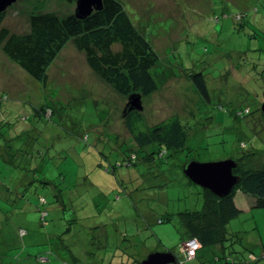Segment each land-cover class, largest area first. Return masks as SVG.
<instances>
[{
  "label": "rangeland",
  "instance_id": "rangeland-1",
  "mask_svg": "<svg viewBox=\"0 0 264 264\" xmlns=\"http://www.w3.org/2000/svg\"><path fill=\"white\" fill-rule=\"evenodd\" d=\"M42 1L43 12L76 9L65 0H17L2 11L3 26L28 33ZM119 1L159 54L152 68L158 89L142 95L139 128L177 115L189 130L187 146L164 156L159 143L138 147L125 122L130 95L100 77L72 39L45 84L0 45V264H140L167 249L185 257L174 222L159 220L203 206L202 187L189 181L183 163L254 151L251 163L264 164V0ZM197 72L206 76L210 101L192 81ZM56 91L55 112L44 114ZM19 227L28 230L24 238ZM228 227L225 253L205 246L180 263L264 253V209ZM40 254L49 260L40 263Z\"/></svg>",
  "mask_w": 264,
  "mask_h": 264
},
{
  "label": "trees",
  "instance_id": "trees-1",
  "mask_svg": "<svg viewBox=\"0 0 264 264\" xmlns=\"http://www.w3.org/2000/svg\"><path fill=\"white\" fill-rule=\"evenodd\" d=\"M65 1L76 2L77 0ZM45 8L42 1L34 9L35 12H32L30 17V31L24 34L11 32L8 27L3 26L5 15L4 12L0 13V45L4 52L33 78L44 84L47 83L50 64L63 46L72 39L77 49L85 53L89 66L122 96L133 93L150 95L158 89L152 68L159 60V54L151 42L136 28L119 0H103V7L100 10H94L85 18H79L75 12L67 15L43 12ZM191 78L200 95L210 101L205 74L192 73ZM56 93L57 91L53 92L54 100L47 103L44 114L53 110L55 112L54 106L59 102L58 93ZM143 120L144 117L138 110L131 111L125 116L126 125L132 132L138 147L159 143L161 156L168 152L175 154L184 151L189 139V130L179 116L173 115L168 120L149 126L147 130L139 128ZM241 145L247 147L244 141ZM250 152L252 151L235 158L238 165L233 172L239 175V183L235 185L231 193L220 197L210 189L202 188L201 209L184 210L176 215L167 213L159 218L160 222H174L181 235L179 246L182 241L190 238H196L199 241L200 247L195 257L186 259L184 262L194 260L198 256L199 249L205 246H218L224 253L226 252L225 240L230 239L228 224L241 213V209L234 200L237 190H242L253 197L254 208L264 209V164L251 163ZM189 160L195 159L188 158L183 163V168ZM189 181L194 183L190 179ZM42 197H40L41 202H46V197ZM44 211L43 216L46 213L45 217H47L48 211ZM41 220L44 222L42 218ZM27 234L26 228H18V237L24 238ZM233 235L236 234L233 233ZM6 240L11 247V242L7 238ZM14 245H19V241ZM25 245L27 243L22 242V246ZM252 253L254 252H251L246 259L238 257V262L234 259V262H231L230 257L226 256L221 264H263L261 260L264 256L257 257ZM44 257L47 260H42ZM106 257L109 258L108 255ZM178 257L184 258L182 255ZM37 260L40 263L46 262L49 257L40 254L37 255ZM136 261L134 259V262Z\"/></svg>",
  "mask_w": 264,
  "mask_h": 264
},
{
  "label": "water",
  "instance_id": "water-1",
  "mask_svg": "<svg viewBox=\"0 0 264 264\" xmlns=\"http://www.w3.org/2000/svg\"><path fill=\"white\" fill-rule=\"evenodd\" d=\"M17 0H0V13L9 5ZM103 7V0H77L75 13L79 18H85L94 10ZM129 102L125 108L124 115L127 116L131 111L142 110V95L133 93L130 95ZM264 112V103L262 105ZM238 165L234 158L223 160L200 162L189 160L185 163L183 171L197 185L208 188L220 197L226 196L239 183V175L233 172ZM140 264H181L179 257L173 251H154Z\"/></svg>",
  "mask_w": 264,
  "mask_h": 264
},
{
  "label": "crops",
  "instance_id": "crops-1",
  "mask_svg": "<svg viewBox=\"0 0 264 264\" xmlns=\"http://www.w3.org/2000/svg\"><path fill=\"white\" fill-rule=\"evenodd\" d=\"M253 152L254 151H252V152L249 153V159L251 158L250 160L256 161L253 158L254 157L253 156ZM253 164L254 165H263V163H261L260 161H257V163H254L253 162ZM234 200H235V203L238 206V208L241 209V213H240V215L238 217H240L243 214H251V213H253V211H254L255 208L253 207V197L250 194H247V193L243 192L242 190H237L236 191V194H235V197H234ZM231 221H230V223H231ZM255 223H256V221H255ZM234 231L235 230H233V232ZM260 243H261V245L264 248V244H263L264 242L262 241L261 238H260ZM252 254H255V253H252ZM256 256L257 257H261V256L263 257L264 256V253L261 254V255H256Z\"/></svg>",
  "mask_w": 264,
  "mask_h": 264
},
{
  "label": "built area",
  "instance_id": "built-area-1",
  "mask_svg": "<svg viewBox=\"0 0 264 264\" xmlns=\"http://www.w3.org/2000/svg\"><path fill=\"white\" fill-rule=\"evenodd\" d=\"M180 246H182L183 252H185L184 260H186L195 257L197 253V249L200 247V243L196 238H190L185 240L184 246L183 245Z\"/></svg>",
  "mask_w": 264,
  "mask_h": 264
}]
</instances>
